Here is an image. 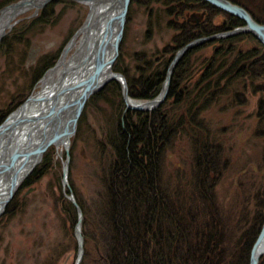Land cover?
I'll list each match as a JSON object with an SVG mask.
<instances>
[{
  "label": "trees",
  "instance_id": "trees-1",
  "mask_svg": "<svg viewBox=\"0 0 264 264\" xmlns=\"http://www.w3.org/2000/svg\"><path fill=\"white\" fill-rule=\"evenodd\" d=\"M16 1L0 0V9ZM194 1L185 2L188 5ZM56 4H47L36 17L15 26L3 41L7 40V43L3 47V42L0 43V50L3 49L0 56L5 59L6 70L10 69L12 73L27 70L34 82L53 66L52 55H43L35 65L26 69L25 55L21 53L28 49L37 34L56 24ZM168 4L177 12L182 5L176 1ZM206 8L208 16L204 20L211 13L222 14L225 21L214 29L205 21L206 31L192 23H170L176 31L171 43L173 51L165 47L163 53H157L160 56L155 65L153 58L156 52L145 57L148 61L141 59L135 62L129 71L132 77L114 63L113 70L123 74L127 81L129 97L143 101L155 98L173 56L180 48L195 41L192 35L199 33L198 38L207 37L244 25L235 16L208 4ZM170 27L168 24L167 28ZM189 55L187 52L177 63L165 100L152 112H125L121 87L116 81L109 82L85 105V109L93 106L95 117L102 118L104 144L115 158L102 171L100 178L107 205L98 228L102 241L99 253L107 264H248L252 243L264 222V174L260 182L249 184L247 191L246 184L242 183L243 199L234 224L237 231L231 232L228 229L230 225L222 221L224 212L220 208L218 212L214 198L210 196L212 184L208 183L209 177L221 175L220 169L227 161H223V154L214 146L215 142L205 139V146L199 148L197 140L192 138L195 131L203 127L199 122L202 114L229 96L238 97V92L247 100L248 97L256 99L257 94L264 96V46L250 34L229 37L222 42L214 40L210 53L199 67H203V71L198 75L199 68L190 63ZM256 105L257 116L264 125V100H256ZM181 134L191 139L194 145L191 177L188 176L186 182H180L178 186H171L161 180L162 158L167 147L181 139ZM55 157L57 159L56 154ZM53 164L56 163L52 151L47 149L41 163L17 191L47 175ZM15 200L11 199L8 206L13 203L19 206ZM233 237L236 238L231 240ZM230 246L234 248L233 256ZM258 264H264V253Z\"/></svg>",
  "mask_w": 264,
  "mask_h": 264
},
{
  "label": "rangeland",
  "instance_id": "rangeland-1",
  "mask_svg": "<svg viewBox=\"0 0 264 264\" xmlns=\"http://www.w3.org/2000/svg\"><path fill=\"white\" fill-rule=\"evenodd\" d=\"M227 1L230 3L241 2L240 7L247 9L250 13H255L251 7L249 8L248 2L244 0ZM52 2L57 3L54 8L57 22L51 28L48 27L37 34L28 49L21 53L25 55L23 60L26 69L35 65L43 55H52L53 66L57 64L72 38L76 37L85 23L88 8L84 1L57 2L55 0ZM132 2L134 4L129 7L126 15L116 59L117 66L128 74L135 62L138 63L141 59L148 61L145 57H151L156 52L153 58V65H155L156 59L160 56L157 53H163L165 47H168L172 52L174 46L171 43L176 35L174 27L170 24L171 20H168V17L161 11L164 4L149 3L150 0H133ZM46 5L47 3L43 8ZM43 8L33 16L31 15L35 9L31 8L14 18L11 23L17 22L10 29H5L0 43L9 36L10 30L16 25L21 21L36 17ZM153 10L160 11V13H156L152 19L147 20L145 15L149 12L151 14ZM257 18H259L258 23L264 24V16L257 15ZM205 21L212 24L214 29L216 26L219 27L218 23L224 22L225 19L224 16L219 17V14L210 13V17L204 20L203 24L201 23L204 31L207 30H205ZM168 24L171 25V29L167 28ZM150 25L152 28L154 27L155 32H152ZM185 25L187 24L185 23ZM198 34L192 35L194 40L202 38L200 36L198 38ZM226 39L228 37L219 40L222 42ZM6 43L7 40L3 42L2 47ZM211 43L206 42L187 51L190 53L187 59L191 64H195L196 69L201 66L207 54L210 53ZM205 44L209 47H206ZM176 47H178L177 44ZM235 48L237 47L235 46ZM73 51L74 48L68 52L67 57H70ZM17 58L15 57V60H18ZM4 60L0 56V125L26 99L34 97L36 91L41 90L40 81L48 73L46 70L37 81L33 82L31 73H28L27 70L13 73L10 69L6 70ZM25 76L26 78H24ZM56 77L57 73L54 78ZM129 77H132L131 74ZM84 78L86 77L80 79ZM77 81L63 88L57 102L63 94H67L68 98L78 95V93L75 94L77 88L70 89ZM255 96L256 99L250 100L248 97L249 100H247L238 92V97L229 96L221 104L218 103L217 106L208 109L202 114V121H199L203 124L202 129L195 131V136L192 138L197 140L199 148L205 146L204 141L206 142L207 139L215 142L214 146L218 150L220 149L223 154V161H227V164L220 169L221 175L216 178L209 177L208 183L212 184L210 196L214 198L218 212L219 208L224 212L225 219L222 221L228 223L230 225L227 226L228 229L234 233L237 231V226L234 224L237 223L243 199L242 183L246 184L245 190L247 191L248 185L260 182L264 174V160H262L264 137L256 135L264 136V125L259 121L256 105V100H264V96H260V94ZM72 102L68 105L74 109ZM92 108L94 107L83 108L70 138L68 152H65V148H55L53 143L49 144L47 149L52 151L56 164H53L48 174L38 181L30 185L28 183L26 187L15 191L11 199H16L19 206H16L15 203L8 206L11 199L5 205L4 211L0 215V264H76L80 249L76 231L78 209L72 201V197L82 214L80 224L82 254L78 264H107L100 258L99 253L102 241L99 238L98 228L103 222L104 208L107 205L106 192L100 178L102 171L111 165L115 158L108 146L104 144L103 120L101 117H95ZM63 112L65 111L60 110V107L57 110L55 107H51L45 114L50 118V121L55 119L58 121L59 115ZM66 112L71 113V109ZM69 116L62 126L63 131L70 125ZM60 132L57 131L53 134ZM184 136L181 134L180 140L167 147L162 158L161 178L163 182L171 186H178V183L186 182L188 176L191 177L190 165L194 145L191 143V139ZM54 151L57 159H55ZM27 158L28 155L18 158L19 162L17 163L18 159H15L6 167L0 164V168L3 167L6 171L12 170ZM65 163H67V183L63 180ZM225 167L227 168L224 169ZM250 205L252 206V202ZM235 238L233 237L231 240ZM233 250L234 248L231 247L232 256L235 255Z\"/></svg>",
  "mask_w": 264,
  "mask_h": 264
},
{
  "label": "bare ground",
  "instance_id": "bare-ground-1",
  "mask_svg": "<svg viewBox=\"0 0 264 264\" xmlns=\"http://www.w3.org/2000/svg\"><path fill=\"white\" fill-rule=\"evenodd\" d=\"M110 5L111 3H106L98 7L92 6V8L94 7V15H91L88 24L85 25L81 33L77 34L72 40L58 63L41 79V90L36 91L37 93L34 97L27 99L5 120L4 124L0 126V164L6 167L12 163L11 161L28 155V158L21 165L12 170L0 171V210L4 206L2 201H4L6 193H13L16 189L14 186L8 188L9 182L15 177L19 179V181L23 180L21 175L30 170L34 164L38 162L39 156L37 151H39L44 144L50 142V139H52L55 148L62 147L64 149L68 147L69 140H67L66 133L63 131L62 126L69 115L70 119L73 117L75 110L69 106L68 103L74 101L78 95L73 98H68L66 97L67 94H63L58 102L57 99L60 97L63 88L79 80V77H86L93 71L96 58L101 54L99 45L105 32V24L107 20L110 18L112 19V16L116 14L119 9L118 5L114 6L115 9L111 8ZM8 15V12H5L0 18V29L7 23ZM86 27L92 29V32L91 30L85 31ZM110 28V32H115V25L113 23H111ZM93 29L95 30L93 31ZM73 48V53L70 57H67L68 52ZM110 56L111 52L108 48L105 59H109ZM111 72V68L103 70L99 76V80H106ZM143 72L146 71L144 70ZM56 73L57 77L54 78ZM155 81L156 80H154V82ZM79 92H81V90H77L75 94ZM184 101L186 102L185 99ZM51 107H55V110L60 107V110L65 111L59 115L58 121L56 119L50 121V118L47 117L46 114ZM68 109H71V113L66 112ZM61 130L63 132H60ZM57 131L61 134L54 135L53 133ZM70 137L71 135H69V138ZM19 159L16 163L19 162ZM27 165L29 166L27 167ZM80 224H78L79 229Z\"/></svg>",
  "mask_w": 264,
  "mask_h": 264
},
{
  "label": "water",
  "instance_id": "water-1",
  "mask_svg": "<svg viewBox=\"0 0 264 264\" xmlns=\"http://www.w3.org/2000/svg\"><path fill=\"white\" fill-rule=\"evenodd\" d=\"M50 1H53V0H20L17 3L12 4L9 7L3 9L0 12V18L8 10L11 11V15L8 16L7 23L0 29V40L5 33L4 32L5 29H8V28L10 29L12 27V24H10V21L12 19H14L16 16L24 13L25 11H27L31 8L35 9V11H34V14H35L43 5H45L46 3L50 2ZM75 1H86L87 5L89 7V13L86 17V20H85L83 27L88 24V22L91 18V15H94V10H93L94 7H98V6L104 5L106 3H111V5H110L111 8L115 9L114 6L118 5L119 9L117 10L116 14H114L112 16V19L110 18L109 20H107V22L105 24V29H104L105 32H104V35H103L102 40H101L100 45H99V51L101 50V54L99 57L96 58L95 64L93 66V71L89 75H87L86 78H84L83 80L80 79L83 77L78 76L80 80H78L76 82V84L73 86V88L70 87V89L77 88L78 90H81V92L78 93V97L74 100V102H72V105L74 106L75 112H74L73 117L71 118L70 125L67 127V129L64 130V132L66 133V136H67V140H69L68 139L69 135H72L74 133V129L76 126L77 119L80 116L82 109H83L85 103L87 102V100L93 94L99 92L111 80H115V81H118L120 83L126 109H133V110H137V111H146L149 109H154L155 107L159 106L160 103H162V101L164 100L166 93H167L169 76L171 74V71H172L174 65L176 64V62L179 60V58L187 50L203 43L204 41L212 40V39H215L218 37L219 38L232 37V36L239 35V34H251L253 37H255L264 46V25H261V24L257 23L256 21H254L244 9L228 2L227 0H205V1L209 2L210 4H212L213 6L223 10L224 12L239 18L240 20H242L244 22V26L237 27V28L233 29L232 31L224 33V34H219V35L211 36L208 38L196 40V41L191 42L188 45H186L184 48H182L177 53L175 59L171 63L169 70H168V73H167L166 81L163 84V87H162V90H161L159 96L152 101H148V102H144V103L143 102H136V101H132L127 96V86H126L125 79L122 75H120L118 73L111 72V74H109V76L106 80H104V81L99 80V76L102 73V71L105 69L111 68L113 62L115 61V59L117 57L118 45H119L121 37H122V30H123V26H124L125 14H126V9H127V5H128L129 0H111V1H108V0L107 1L106 0H75ZM92 6H94V7L92 8ZM111 23H113L115 25V32L112 31L114 34L112 32H110L111 31V28H110ZM83 27L79 30V33H81V30L84 29ZM88 30H91V32H92V29H88V27H86L85 31H88ZM94 30L95 29H93V31ZM74 38L75 37H73L72 40ZM72 40L70 41V43L72 42ZM70 43H69V45H70ZM69 45H68V47H69ZM68 47L66 48V50L68 49ZM108 48L110 49L111 56L109 57V59H105V55H106ZM51 142H54V141L50 140V142L44 144L42 146V148L39 151H37L38 156H39L38 162L41 158L42 153L48 147V145L51 144ZM65 150L68 151V148L65 147ZM37 163H35V164H37ZM31 169L28 170L27 172H24V174H22L21 176L24 178V176L29 171H31ZM66 169H67V163H65L64 168H63V180L65 182H66V178H65ZM4 170L5 169L3 167L0 168V171H4ZM19 182H20L19 179H17L16 177L13 178L9 182L8 188H10L11 186H14V188H16L17 185L19 184ZM11 196H12V192L6 193L4 201H2L4 206L0 210V214L3 212L4 207L7 203V201L11 198ZM72 201H74V204L76 205V208L78 209V224H80V221L82 218L81 211L78 208L77 204L75 203V200L73 197H72ZM78 224H77L76 228L78 231V245H79L80 249H79L78 259H77L76 264H78V262L81 258V254H82V238H81V235L79 233ZM263 253H264V222H263V224L259 230L258 235L256 236L254 242L252 243V246H251V249L249 252L248 264H258L259 259Z\"/></svg>",
  "mask_w": 264,
  "mask_h": 264
},
{
  "label": "flooded vegetation",
  "instance_id": "flooded-vegetation-1",
  "mask_svg": "<svg viewBox=\"0 0 264 264\" xmlns=\"http://www.w3.org/2000/svg\"><path fill=\"white\" fill-rule=\"evenodd\" d=\"M133 0H129V3H128V9L129 7L134 4L132 2ZM172 1H176L177 4H182L180 5L178 8L179 11H174V6H172L171 4H168V3H172ZM187 0H150L149 3H152V2H158V3H161V4H168L166 6H164V8L161 10L163 12V14H165L167 17H168V20L170 19L171 22L174 24V22L178 25V23H186V24H190L192 23L193 25L197 26V27H201V25L204 23V19L206 18V16H208L207 14V2L205 0H195L193 4H188L187 5V2H185ZM245 2H248V6L249 8L251 7L253 12L255 11V13H250L249 11H247V9H244L243 7H241L242 9H244L249 15L250 17L258 22L259 18H257V15L259 16H264V0H244ZM232 4H235L237 6L240 7L241 5V2H237V1H234V3ZM159 5V4H158ZM172 8H171V7ZM182 6V7H181ZM176 10V9H175ZM219 11H221L219 9ZM223 12V11H221ZM127 13H128V10H127ZM156 13H160V11H155L153 10L152 13L150 14V12L148 14L145 15V18L148 20L149 18L152 19ZM127 15V14H126ZM219 17H222V14H219ZM203 22V23H202ZM202 23V24H201ZM221 23V22H220ZM223 23V22H222ZM221 23V24H222ZM175 24V25H176ZM220 25V24H219ZM150 28H152V25L149 26ZM152 32H155V29L154 27L152 28ZM214 48V47H213ZM174 57V56H173ZM173 59V58H172ZM175 70V69H174ZM173 70V71H174ZM203 71V67L199 68L197 70V75ZM196 76V75H195ZM172 78H173V72L170 76V79H169V87L171 85V82H172ZM196 79L193 78L191 80V82H194Z\"/></svg>",
  "mask_w": 264,
  "mask_h": 264
}]
</instances>
